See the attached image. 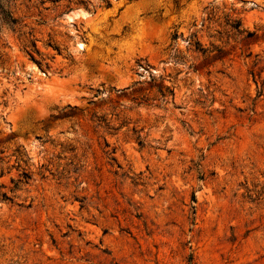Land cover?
I'll return each instance as SVG.
<instances>
[{
	"label": "rangeland",
	"instance_id": "374dc122",
	"mask_svg": "<svg viewBox=\"0 0 264 264\" xmlns=\"http://www.w3.org/2000/svg\"><path fill=\"white\" fill-rule=\"evenodd\" d=\"M0 264H264V0H0Z\"/></svg>",
	"mask_w": 264,
	"mask_h": 264
},
{
	"label": "trees",
	"instance_id": "16d2710c",
	"mask_svg": "<svg viewBox=\"0 0 264 264\" xmlns=\"http://www.w3.org/2000/svg\"><path fill=\"white\" fill-rule=\"evenodd\" d=\"M28 44L30 45V47H32L33 48V44L31 43V42H28ZM27 47V46H26ZM25 54L28 56V58L31 60V61H33L34 62V59H33V57H32V55H31V53L29 52V51H25ZM2 196H4V195H2ZM5 197V196H4ZM6 198V197H5Z\"/></svg>",
	"mask_w": 264,
	"mask_h": 264
}]
</instances>
